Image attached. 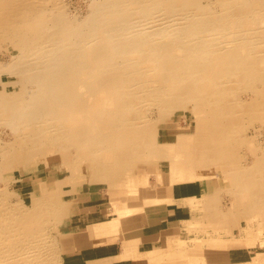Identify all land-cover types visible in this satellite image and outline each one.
Returning a JSON list of instances; mask_svg holds the SVG:
<instances>
[{"label": "bare ground", "instance_id": "1", "mask_svg": "<svg viewBox=\"0 0 264 264\" xmlns=\"http://www.w3.org/2000/svg\"><path fill=\"white\" fill-rule=\"evenodd\" d=\"M218 1L222 14L211 0H91L88 14L78 18L59 0H0V51L8 41L17 50L7 48L9 57L0 61V121L17 134L15 145H4L5 161L27 171L25 161L35 159L38 165L45 153L59 152L69 166L89 161L96 176L108 182L123 181L134 164L154 160L184 177L174 182L191 180L180 173L186 167L173 160L174 151L182 159L201 160L199 168H229L234 146H220L242 143L246 115L256 111L264 119V103L256 98L264 94L259 84L264 0ZM6 74L21 82L7 84ZM242 90L252 92L249 100L242 99ZM197 97V104L191 101L201 111L196 133L152 145L154 106L162 116L181 108L185 98ZM237 169L246 173L252 167L237 164ZM195 171V165L187 168ZM230 172L234 195L241 199L238 208L264 220V196L241 180L238 184ZM70 178L35 197L28 208L19 202L0 209V264H57L55 245L37 220L48 215L43 206L56 203ZM251 193L259 205L242 201ZM203 200L199 210L214 208V191ZM262 228L241 237L260 238ZM239 243L227 246L237 249ZM174 246L170 242L167 252ZM164 253L145 256L158 264ZM121 256L140 257L135 240L124 241ZM213 256L208 259L218 260L215 264L229 260L227 254ZM201 257L188 261L203 264Z\"/></svg>", "mask_w": 264, "mask_h": 264}, {"label": "rangeland", "instance_id": "2", "mask_svg": "<svg viewBox=\"0 0 264 264\" xmlns=\"http://www.w3.org/2000/svg\"><path fill=\"white\" fill-rule=\"evenodd\" d=\"M59 1H62L61 3L64 4L67 12L71 16L74 15L75 17L82 18L83 15L88 14L90 11L91 0ZM211 3L217 4L216 6L213 5V7L215 6L217 11L222 14V10L224 9H222L219 1L211 0ZM5 45L0 51V61L2 62L9 57L8 52L11 49L12 52H17L16 48H12L9 41ZM7 48L10 50L8 51ZM260 74L261 77L259 78V84L264 87V72H261ZM3 79L7 84L13 82L19 84L21 82L20 76L16 77L12 74L4 75ZM10 88L11 87H6L8 91ZM250 93L252 92L242 90V99L250 98ZM258 96L259 98H256L264 103V94ZM197 100H199L198 97L197 99L185 98L181 103V108L171 110L167 114L164 113L162 116L159 115L158 106H156L157 108L154 106L151 115L154 117L155 122L151 124L152 126L149 129L151 144L159 146V142L173 143L178 140L181 135L195 134L198 129L197 122L201 119V111H198L199 109L197 107L193 108L192 105V102L197 104ZM244 119L246 121L242 124L243 128L241 129L242 135L243 137L245 136V139L242 140V143L236 146L235 143L234 145L232 143H224L220 148L226 150L227 148L234 146L229 148L230 151L228 153V156L231 159V161H229V168L231 169L230 174L235 177L238 184L239 180H241L242 185L253 190L258 189L253 194L260 193L264 196V168L261 166V162L264 164V119H262L260 114L256 111L254 112L253 117L251 115H246ZM9 128V126L0 121V201L4 202L2 203L3 205L0 204L2 205L0 209L3 208V206H17V203L19 202L24 207L28 208L35 197L48 195L50 189L53 190L58 183H61L60 181L63 180L64 177H71L69 184V187L71 188L64 187L59 198L55 201L56 203L52 204L51 202H47L45 206H43V211H48L49 217L43 213V217H38L37 220V227H44L48 239L53 241V244L55 245L57 264H62V248L60 247L61 234L68 227L66 221H69V219L74 216L75 212L79 210L78 199L85 194L82 193L84 187L98 185L104 190V203L108 213L105 219H111L101 224L94 225L92 228L93 234L101 237L116 234L115 239L118 238L117 242H119L123 240L125 235L126 237L133 235L132 233L123 234L122 230L120 231L118 229L120 227L123 228L124 224L132 218L131 216H133V214L141 211H137L133 208L135 205L143 202L142 198L145 195L144 191L146 190V186H149L148 180L150 176L148 174L151 175V173L157 172V169L167 168L171 174L169 165L165 164L166 162L154 160L151 162L134 164V172L133 170H130L126 173L127 175H123V181L108 182L107 180H100L101 178L96 176L97 172L92 169L89 161H83L79 165L80 167H75L78 163H74V167L69 166L68 163L67 165L65 164V161L59 152L47 153V155L45 153L44 156L41 157L42 160L38 165L35 159L25 161L26 163H24V167L27 169L26 171L21 167H14V165L7 160L5 161L4 145L13 146L17 140V134ZM203 133L205 132H202V134ZM207 134L204 135L207 136ZM250 140L253 143H250ZM9 143L13 145H9ZM45 147L48 148L50 146L45 145ZM176 154L177 153L174 151L172 157L174 158L173 160L177 161L179 166L184 165L186 167L180 173L183 172V174L187 176L186 179H196L197 177L195 176V173L191 174L187 172V168L195 165V168L197 169L199 168L198 165H200V163L202 166V161L195 159L185 160V158L182 159L181 156ZM237 164H240L241 166L244 165V167H252V170L245 173V170L240 171L237 169ZM138 168L140 169L135 172ZM229 168L226 165L209 166V172L218 173V179H220L222 185L217 187L214 191L215 200L212 201H214L213 205H215L211 210H214L215 215L213 214L210 217L209 212L211 210L209 209L199 210V206L205 200L195 201V203H193V205H195L193 207L195 208L193 214L195 215L191 221L187 222L185 226L186 231H184L183 234L168 239L167 241H156L157 243L155 242L152 245H156L157 248L155 247L151 250L158 249L161 252H165L163 260L158 264H169L174 262L177 264H190L188 261L190 258L195 259L196 257H201V255V261L203 264H215V262L218 263L219 261L216 260L212 263L208 258L211 254H214L213 258H215L218 253L224 255L227 254L233 257L230 260L222 261V264H231L233 261H235L233 264H264V220L258 217L255 219L253 214L249 216L246 212L238 208L239 204L237 203H239L241 199L237 200L236 195H234L233 190L237 185L232 180V177L228 175ZM132 173H135V177ZM251 174H253L254 178L251 177ZM171 176L173 182L175 179L179 181L182 177L178 173L174 175L171 174ZM256 177H258V180ZM134 178L138 181L134 182ZM182 178L184 179V177ZM253 194H249V197L247 199L244 198L242 201L259 205L261 200L258 199L257 195ZM261 195L259 196L262 197ZM153 202L155 203L158 201H148V203ZM236 220L238 221L237 223ZM260 227H263L260 238H257L256 236L241 237V234L247 230L257 231ZM211 240L214 241L213 245H216L209 248L207 243H212ZM233 241H241V244L239 243L240 245L237 246V249L228 247V243H232ZM169 242L175 245V251L167 252ZM197 243L200 245H197ZM240 251H245L247 258H241L238 260L235 254ZM166 252L168 254H166ZM103 263L104 262H89L88 264ZM145 263L150 264L148 258Z\"/></svg>", "mask_w": 264, "mask_h": 264}, {"label": "crops", "instance_id": "3", "mask_svg": "<svg viewBox=\"0 0 264 264\" xmlns=\"http://www.w3.org/2000/svg\"><path fill=\"white\" fill-rule=\"evenodd\" d=\"M209 167L197 168L196 179L183 182H173L167 169H157L150 176L142 198L143 204L135 205L133 209L141 210L131 216L122 230L123 234L133 235L117 242L115 235L105 237L93 234V226L111 219L108 215L104 199V190L100 186L84 187L85 193L78 199L79 210L66 221L67 229L61 234L62 264H88L89 262L103 264H146L147 253L160 251L156 241L168 240L186 231L187 222L193 218L195 201H201L210 196L212 190L222 186L218 173L209 172ZM148 201H158L148 203ZM125 240H135L137 259H123L122 246ZM141 243H140V242ZM156 242V243H157ZM170 243V242H169ZM168 243V244H169ZM152 246V247H151ZM151 251H149V250ZM238 260L247 258L245 251L236 252ZM229 260L233 257L228 255ZM235 261H233L234 263ZM149 264V263H148ZM177 264V263H169Z\"/></svg>", "mask_w": 264, "mask_h": 264}]
</instances>
